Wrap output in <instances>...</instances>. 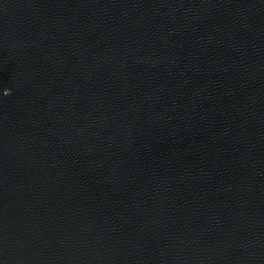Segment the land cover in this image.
I'll return each mask as SVG.
<instances>
[{
	"label": "water",
	"instance_id": "obj_1",
	"mask_svg": "<svg viewBox=\"0 0 264 264\" xmlns=\"http://www.w3.org/2000/svg\"><path fill=\"white\" fill-rule=\"evenodd\" d=\"M0 264H264V0H0Z\"/></svg>",
	"mask_w": 264,
	"mask_h": 264
}]
</instances>
